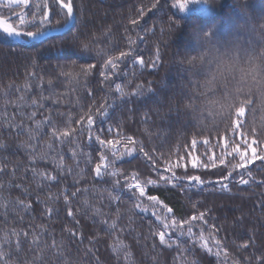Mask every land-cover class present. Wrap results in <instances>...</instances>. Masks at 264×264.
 I'll list each match as a JSON object with an SVG mask.
<instances>
[{
	"label": "trees",
	"instance_id": "obj_1",
	"mask_svg": "<svg viewBox=\"0 0 264 264\" xmlns=\"http://www.w3.org/2000/svg\"><path fill=\"white\" fill-rule=\"evenodd\" d=\"M178 2L175 0H158V3L157 0H73L77 19L75 27L70 31L49 37L42 43H33L31 46H25L10 38L0 36V87L8 90L7 97L0 92V141L7 146L0 149V164L6 166L4 172L0 173V183L4 184L0 193L5 199L15 201L20 198L31 201L33 205L30 212H25L18 207L13 210V205H9L6 210L0 209V213L7 212L6 217L0 214V238L5 233L12 238L11 245L4 244V250L9 252L6 258L12 264H25L26 261H32L37 254V249L31 246L29 240L24 239H22L21 249L17 251L12 230L24 229L31 236L33 229L39 234V225L47 227V232L41 237L42 241L51 244L53 237L58 243L60 240L64 241L69 264H96L95 257H99L101 264H117L116 256L109 247L112 242L111 235L106 234L104 228L98 223H93L87 215L76 212L77 207L81 206L79 200H74L72 204L79 224L67 216V209L62 199L54 205L49 201L50 206L59 209V212L54 213L51 219L42 215L44 205L37 202V195L41 200H47L49 192L58 194L63 185H68L73 190L75 186L70 176H64L51 187L45 186L38 189L31 173L33 165L29 161L26 150L19 147L20 142L28 140V137L21 129L5 126L4 121L11 120L13 124L22 122V127H32L33 122L27 119V116L32 111H36L37 120L51 115L53 120L63 125L67 116L71 115L81 146L85 151L92 152L94 162H98L100 146L94 140L90 146L86 128L84 135H79L82 126L77 125L75 120L79 119L89 107H92L95 113V109L100 107L104 99L108 97V85L114 88L115 83L127 84L129 80L131 83L126 89L128 92H131L137 84H143L146 88L150 87L153 91L146 92L144 95L127 96L122 101H117L113 107L109 108L106 118L101 120L97 117L99 128H103L104 131L100 132L95 125L93 131L106 140L116 139L118 135L132 137L139 142L137 148L140 143L143 144L145 150L156 160V165L154 166L151 161L137 152L131 157L126 156L123 160L117 161L116 166L122 168L124 175L127 176H130L132 172H137L141 178L150 176L156 179L154 167L158 166L161 174L170 175L164 168L165 160L181 163L180 156L182 155L184 167L176 169L178 175H200L202 179L210 180L212 183L205 185L202 190L192 188L191 191H182L180 186L174 188L171 185L158 188L149 187V194L159 196L172 207L178 219L187 218L194 211L193 203L199 202L197 207L200 210L208 209L209 223L216 224L219 229L217 236L230 253L229 264H232V259L238 260L239 264L264 262V161H254L248 165L246 170L233 172L232 177L224 181L229 184L230 192L218 190L217 181L226 176L229 171V167L219 164L224 138L233 137L237 141L243 139L242 134L245 133L243 127L241 126L240 132L236 134L227 133L219 136L197 134L189 124L185 123L177 110H170L168 106L160 104V98L167 99L173 86L178 83L179 78L176 72L173 69L167 72V64L174 49L183 52L194 48L190 28L193 25L206 28L212 24H218L220 34L227 35L241 16L232 6L231 0H224L219 7H209V13H202L199 9L184 12L177 5ZM153 4H156V7L153 8ZM49 6L52 10L49 18L53 22L61 20L63 23L58 6L52 0H49ZM251 6L264 9V0H253ZM19 11L20 9L15 8H0L3 17L20 30L23 26L19 25L15 17V13ZM24 11L31 12L33 9L29 6ZM132 19L137 20L138 23L131 24ZM180 20L184 24L175 35ZM35 27L36 25H29L24 30L34 31ZM129 38L134 39L136 43L130 44ZM83 43L89 44L90 49L102 48L109 54H118L120 51L133 49L132 56L120 64L121 73H128V75L118 74L113 76L111 81L105 82L104 78L99 75L105 57L98 56L95 51L84 52ZM157 48L160 53L158 61L155 60ZM133 56L143 58L147 66L144 68H140L139 64L134 66ZM153 61L155 67L151 66ZM87 64H95L96 67L87 80L81 78L80 84L70 83L68 77L61 75L62 71L78 72L80 65ZM30 72H35L36 76H29ZM164 75L167 87L160 88L159 82ZM41 77L44 79L43 94L49 96L55 93L54 99H58L59 103L54 104L53 100H44L41 101L44 107L36 109L29 105L33 98L40 100V89L37 85ZM26 79L32 84L30 91L23 87ZM49 79L53 80L51 87L47 84ZM9 84L12 85L10 89ZM18 86L20 87L19 92L16 90ZM85 88L91 91H86ZM22 93L29 101V105L19 106L16 103L6 105L4 103L5 100H17ZM113 95L116 94L113 93ZM109 103H111L110 99ZM22 112L24 115H21ZM109 126L114 129L111 133L107 131ZM193 138L197 140L195 149L191 146ZM248 138L249 140L258 139L249 135ZM205 139H208V145L203 143ZM46 140H48L47 136L39 138L37 151L42 150L43 142ZM244 147L241 144V148ZM64 152L66 162L72 165L68 145L64 146ZM213 153L217 160L216 168H192L193 157H199V161L210 163L208 156ZM249 155H251L250 150ZM257 155H259V148H257ZM225 159L226 162L233 161V157H225ZM35 166L49 171L53 170L48 162L41 161ZM81 166H84L83 160ZM13 168H15L14 177ZM246 171H251L255 179L250 181L249 185H241L238 183L239 173ZM245 178H247L246 175ZM186 183L181 181L180 185ZM86 185H95L100 188L110 186L94 177L91 166L88 167L86 177L79 186ZM23 188H28L31 195L26 196ZM82 196L83 193L81 198ZM93 202L97 201L93 200ZM131 202L125 194V202L120 204V208L127 209ZM105 211L114 212L115 207L105 208ZM21 216L23 220L20 219ZM127 223L126 218L121 221L122 226H126ZM150 223L153 225L156 223L155 218L150 214L135 217L133 226L141 233L139 242L134 238L135 233L133 232L122 234V238L131 247L135 264H153L152 256L157 257L156 264H174L177 254L175 248L168 249L161 246L156 238V248L153 249V239H145L150 233ZM66 228L73 229L77 235L72 236L65 231ZM90 239L94 241L92 244H90ZM245 241H249L248 247L241 248L240 245ZM88 247L93 248L95 255L92 253L85 255ZM189 255L193 256L199 264H217L214 256L198 247L194 254L189 253ZM44 256L45 264H62L60 258L53 256L51 249L45 250ZM120 264H123V261Z\"/></svg>",
	"mask_w": 264,
	"mask_h": 264
},
{
	"label": "snow or ice",
	"instance_id": "obj_2",
	"mask_svg": "<svg viewBox=\"0 0 264 264\" xmlns=\"http://www.w3.org/2000/svg\"><path fill=\"white\" fill-rule=\"evenodd\" d=\"M58 6L59 12L62 15L63 23L61 20H51L50 13L51 8L49 6V0H0V8L4 9H20L19 12L15 13V17L18 20L19 25L23 26L20 30L13 27L12 24L6 23L3 19V13H0V36L4 38L12 37L15 38L19 43L25 46H31L33 42L42 43L48 39L53 33L60 34L64 31H70L75 27L77 16L74 15L73 0H52ZM158 3V0H157ZM32 7L33 11L26 12L25 9ZM152 7H156L153 4ZM82 12V9H80ZM131 24L136 25L138 22L132 19ZM29 25H36L35 30H24ZM130 44H135L134 39L129 38ZM82 50L84 52L95 51L96 54L103 55L105 59L102 63V70L99 75L104 78V81H111L112 77L118 74L127 76L128 73H121L120 64L129 56H132L133 49L128 51H120L118 54H109L102 48L90 49L89 44L83 43ZM160 59L159 49L156 50L155 60ZM133 65L139 64L140 68L146 67V63L143 58L133 56ZM35 64V61H33ZM151 66L155 67V62L151 63ZM96 67L95 64L80 65L79 71H62L61 75L68 77L70 83L80 84L81 78L87 80L92 70ZM29 76L35 77V72H30ZM133 75L135 72L133 71ZM115 83L114 88L108 85V97L104 99V103L100 107L95 109L89 107L79 119L75 120L77 125L82 127L79 130V135H84L85 128L87 129V140L91 146V142L94 140L99 146L98 162H94L92 152L85 151L81 146L77 134V128L73 127V117L68 115L63 125L58 124L51 115L45 116L41 120H37V112L32 111L27 119L33 122L32 127L23 126L21 123L13 124L11 120L4 121L5 126L15 127L21 129L28 137V140L21 141L19 147L25 149L31 167L32 177L36 183V187L44 188L45 186L51 187L52 184L57 183L62 177L70 176L73 182L74 190L68 185H63L58 194L49 192L47 194V200H41L37 195L36 200L40 204L44 205L42 215L51 219L54 213H58L59 209L49 205V201L52 205L59 203L62 199L67 209V216L71 217L72 220L79 224V220L76 219V215L73 212V201L79 200L80 207H77L76 212L87 215L93 223L100 224L106 234L111 235L112 242L109 245L111 251L116 256L117 264L123 261V264H135L133 253L130 245L122 238V234L126 232L135 233V239L139 242L141 233L133 226V222L137 215L150 214L155 218V225L150 223V233L145 239H153V249L156 248L155 239L158 238L159 244L168 249L175 248L177 254L174 258V264H199V262L190 256L189 253L195 252L198 247L202 251L212 255L216 258L217 264H229L231 259L228 249L224 246L221 239L218 238L217 233L219 229L216 224L209 223L207 218L209 210H200L197 207V203H193V212L184 219H178L174 214V210L167 203L157 195L149 194V187L158 188L160 186L171 185L172 187H181L182 191H191L192 188L202 190L207 184L212 183L210 180L202 179L200 175H178L176 169L184 167L182 161L183 156H180L181 163H174L171 160H165L164 168L170 175L161 174L158 171V166L153 168L156 172L157 178L152 177L141 178L137 172H132L130 176L124 175L123 169L116 166L117 161L123 160L126 156L131 157L134 153L139 152L148 161L156 165V160L153 156L145 150L143 144L140 143L137 148L138 141L134 140L130 136L118 135L116 139H102L100 134L93 131V126L99 128L97 117L101 120L108 116L109 108L113 107L117 101H122L125 97L131 95H144L146 92H150V87H145L143 84H137L131 92L126 91L128 84ZM49 87L52 86L53 80L47 81ZM12 87L9 84V89ZM24 89L30 91L32 84L26 79ZM37 87L40 89V100L36 98L29 101L25 98L22 93L17 100L9 101L5 100V104L16 103L19 106L29 105L33 108H43L44 104L41 101L53 100V103H59L58 99H54L56 95L45 96L43 94L44 79L41 77ZM17 92L20 91V87H17ZM86 91L91 89L85 88ZM0 92L7 97L8 90L0 87ZM115 93L116 95H113ZM109 99L111 103H109ZM79 103V102H78ZM82 108V105H80ZM64 115L63 113H60ZM21 115H24L22 112ZM241 125L239 122L236 124L237 131L234 134L240 132ZM100 132H103V128H99ZM107 131L113 132L112 126H109ZM243 139L237 141L233 137H225L222 144V151L219 157V164L229 167V171L226 176L222 177L217 183L219 184V191L230 192L231 189L228 183L233 172L244 169L246 170L248 165L254 161H264V143L260 140L253 138L249 140L246 133L242 134ZM41 136H47L48 140L43 142V148L37 151V143ZM31 141V142H30ZM205 145L209 144L208 139L203 141ZM241 144L245 147L241 148ZM68 145V153H70V159L73 164L69 165L66 162V154L64 152V146ZM197 140L195 138L191 141V146L195 149ZM256 145V147H253ZM6 144L0 141V149L6 148ZM257 148H259V155H257ZM179 150V149H177ZM249 150L251 155H249ZM155 151V149H153ZM206 154V153H205ZM225 157H233L232 162H226ZM238 158V159H237ZM83 160L84 166H81ZM48 162L52 165V171L47 169L38 168L35 165L38 162ZM210 163L199 161V157H193L191 166L192 168H216L217 160L215 159V153L208 156ZM92 167L94 177L99 179L101 182H105L110 186L103 188L95 185L80 187V183L85 179L88 167ZM5 165L0 164V173L4 172ZM12 175L15 176V168L12 169ZM245 175L247 178H245ZM254 176L251 171L240 172L238 183L241 185H249L250 181H254ZM181 181L187 182L184 185H180ZM194 182V183H193ZM9 183V187H11ZM19 186V185H18ZM4 188V184L0 183V189ZM23 192L26 196H30L28 188H23ZM83 196L81 198V194ZM125 194L132 201L127 209L122 210L120 204L125 202ZM93 200L97 202L94 203ZM9 205H13L15 208H20L25 212L32 210V202L17 198L15 201L5 199L0 193V209L6 210ZM103 205V206H101ZM115 207L114 212L105 211V208ZM0 214L7 216V212L4 211ZM127 219L128 223L126 226L121 225V221ZM23 220V216L20 217ZM31 227V225H29ZM39 234L36 233L35 229L32 230L31 236L28 231L20 229L12 230V237L15 238V248L19 251L22 247V239L29 240L31 246L37 249V254L33 257L32 261H26L25 264H45V250L51 249L53 256L61 259L62 264H69V260L65 254L64 241L60 240L59 243L53 237L51 244L47 241H42L41 237L47 232L45 225H39ZM65 231L69 232L72 236H76L77 233L71 229L66 228ZM82 239V233L80 234ZM94 241L90 239V244ZM12 244V238L7 233L0 238V264H12L6 257L9 252L4 250V244ZM249 241H245L240 245L241 248H247ZM92 253L93 248L88 247L85 255ZM153 264H156L157 257H151ZM96 264H101L99 257H95ZM232 264H239L238 260L232 259ZM258 264H264V262H258Z\"/></svg>",
	"mask_w": 264,
	"mask_h": 264
},
{
	"label": "clouds",
	"instance_id": "obj_3",
	"mask_svg": "<svg viewBox=\"0 0 264 264\" xmlns=\"http://www.w3.org/2000/svg\"><path fill=\"white\" fill-rule=\"evenodd\" d=\"M223 3L185 0L181 8L187 12L198 5L206 13ZM231 4L241 19L229 34L221 35L218 24L193 25L189 31L194 48L174 49L167 72L173 69L178 83L160 104L177 110L197 134L234 133L239 122L247 135L264 143V9L252 7L253 0H231ZM183 24L178 21L175 35ZM159 87H167L165 75Z\"/></svg>",
	"mask_w": 264,
	"mask_h": 264
},
{
	"label": "rangeland",
	"instance_id": "obj_4",
	"mask_svg": "<svg viewBox=\"0 0 264 264\" xmlns=\"http://www.w3.org/2000/svg\"><path fill=\"white\" fill-rule=\"evenodd\" d=\"M175 2H178L177 5L181 7V5H183L185 3V0H175ZM193 9L201 10L198 5H192V6L189 7V9L187 11H190V10H193ZM217 10H218V8H217ZM207 12L209 13V9H207Z\"/></svg>",
	"mask_w": 264,
	"mask_h": 264
},
{
	"label": "water",
	"instance_id": "obj_5",
	"mask_svg": "<svg viewBox=\"0 0 264 264\" xmlns=\"http://www.w3.org/2000/svg\"><path fill=\"white\" fill-rule=\"evenodd\" d=\"M74 15H75V11H74ZM3 19H4V21L6 22V23H10L6 18H4L3 17ZM14 27V26H13ZM17 30H19V29H17ZM66 31H64V32H62V33H60V34H63V33H65ZM60 34H56V33H53L50 37H52V36H56V35H60ZM8 38H10V39H12V40H14V41H16V42H18L15 38H12V37H8ZM19 43V42H18ZM33 43H37V42H33ZM32 43V44H33ZM21 44V43H20Z\"/></svg>",
	"mask_w": 264,
	"mask_h": 264
}]
</instances>
